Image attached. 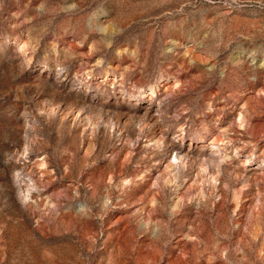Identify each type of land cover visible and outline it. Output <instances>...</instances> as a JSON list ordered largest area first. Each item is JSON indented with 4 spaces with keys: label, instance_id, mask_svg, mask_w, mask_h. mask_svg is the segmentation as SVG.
Masks as SVG:
<instances>
[{
    "label": "rangeland",
    "instance_id": "374dc122",
    "mask_svg": "<svg viewBox=\"0 0 264 264\" xmlns=\"http://www.w3.org/2000/svg\"><path fill=\"white\" fill-rule=\"evenodd\" d=\"M0 264H264V0H0Z\"/></svg>",
    "mask_w": 264,
    "mask_h": 264
}]
</instances>
